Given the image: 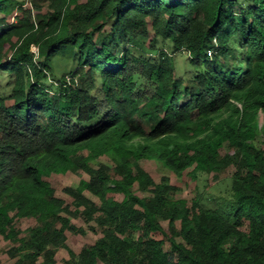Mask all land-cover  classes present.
<instances>
[{
  "label": "trees",
  "instance_id": "16d2710c",
  "mask_svg": "<svg viewBox=\"0 0 264 264\" xmlns=\"http://www.w3.org/2000/svg\"><path fill=\"white\" fill-rule=\"evenodd\" d=\"M34 3L38 16L0 0V71L15 77L0 95V237L13 264H57L68 234H86L73 220L98 238L63 264H264V0ZM160 43L187 56L186 76ZM60 56L77 68L57 78ZM142 161L194 181L232 173L212 204ZM69 172L88 179L67 201L44 178Z\"/></svg>",
  "mask_w": 264,
  "mask_h": 264
},
{
  "label": "rangeland",
  "instance_id": "374dc122",
  "mask_svg": "<svg viewBox=\"0 0 264 264\" xmlns=\"http://www.w3.org/2000/svg\"><path fill=\"white\" fill-rule=\"evenodd\" d=\"M21 2H24V8L25 9H32V13L34 16H36L40 11L35 7V0H19ZM44 10H46L44 8ZM38 16V15H37ZM35 18V17H34ZM37 20V17L35 18ZM13 22V19L10 20ZM160 50L163 49L166 51L168 56L171 59V62L173 64V67L175 68L177 76H186L191 68L188 65L187 62V56L183 53H172V48H170L168 45H161L159 44ZM52 68L54 72V76L57 78H61L62 75L69 73L70 71H73L77 68L76 62H72L71 57L67 56H60L53 60ZM52 79H54L52 77ZM15 77L14 75L10 74L8 71H0V95H8L10 93V90L12 88V83L14 82ZM58 80L54 79V82ZM53 88L51 89L52 92L56 91L57 84L50 83ZM56 87V88H55ZM59 87V86H58ZM261 141H264L263 137H258L257 144L259 145ZM99 163H104L108 165H112V163L109 161L108 158L103 157L99 160ZM141 166L149 172L154 180L156 182H160L161 178L164 176H168L171 179V183L174 185H177L182 188V194L181 198L185 199H192L196 196V194L200 193L201 197L205 200L207 198H213L212 204H214L215 200H219L223 195L226 194V191L224 190L225 186L227 185V180L231 177L232 171H227L224 174L219 176V181H212V178L209 176H200L198 181H194L190 178V176L185 173L182 178H178L175 175H173L166 167H164L159 162L154 161H142ZM47 182H49L56 190V194L58 197H61L63 199H67L66 195L63 193V189L66 187H73L76 188L79 186L80 181L85 179L87 180L88 177L86 174L82 172L78 173H72L69 172L66 175H50L46 176L44 178ZM88 197L91 198L94 201H97V199L88 194ZM109 197H114L117 200H121V196L117 195H109ZM73 223L83 228L86 231L85 235H74V234H68V240H67V249L61 248L57 253V264H63L64 260L68 258V250H72L75 252H79L80 249L85 244H93L96 239L98 238V235L91 231L89 229V226H87L82 221L73 220ZM19 228L23 232H27L29 228L35 226V222L33 220H25L21 221L17 224ZM12 247L10 242L4 241L0 237V264H13L15 260L11 259L8 255V250Z\"/></svg>",
  "mask_w": 264,
  "mask_h": 264
},
{
  "label": "built area",
  "instance_id": "2783aa9c",
  "mask_svg": "<svg viewBox=\"0 0 264 264\" xmlns=\"http://www.w3.org/2000/svg\"><path fill=\"white\" fill-rule=\"evenodd\" d=\"M13 21H14V19H13ZM32 52H33V53L35 54V56L37 57V54H38L37 49L33 48V49H32Z\"/></svg>",
  "mask_w": 264,
  "mask_h": 264
}]
</instances>
